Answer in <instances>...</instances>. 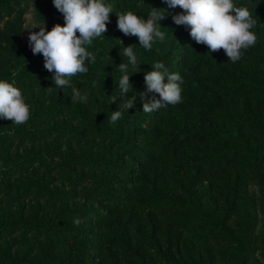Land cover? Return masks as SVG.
I'll use <instances>...</instances> for the list:
<instances>
[{"label":"trees","instance_id":"trees-1","mask_svg":"<svg viewBox=\"0 0 264 264\" xmlns=\"http://www.w3.org/2000/svg\"><path fill=\"white\" fill-rule=\"evenodd\" d=\"M105 2L114 12L87 47L95 63L71 81L88 102L74 103L28 46L29 31L64 25L52 0H0V79L16 73L30 111L25 124L0 119V264H264V0H234L257 19L236 63L175 25L179 7ZM151 7L170 15L146 51L115 14L147 19ZM129 45L137 100L113 125ZM157 61L182 77V102L148 114L140 93Z\"/></svg>","mask_w":264,"mask_h":264},{"label":"clouds","instance_id":"clouds-1","mask_svg":"<svg viewBox=\"0 0 264 264\" xmlns=\"http://www.w3.org/2000/svg\"><path fill=\"white\" fill-rule=\"evenodd\" d=\"M167 9L179 7L182 11L171 18L175 25L189 30L190 37L197 43L205 45L210 52L223 50L232 63L239 61L244 52L255 46L257 36L252 31L257 25L253 11L246 6H237L234 0H162ZM55 9L62 14L64 25L55 24L46 31L45 26L39 31H29L28 46L33 55L43 57L44 69L52 73V82L57 89L71 87V100L74 103H87L88 94L81 93L71 83L72 77L89 71L86 62L95 63V54L87 47L97 38L104 37L110 14L114 7L105 0H52ZM165 8H153L143 19L132 11L115 14L116 27L124 36H134L144 50H151L157 42H163L166 34L162 31L160 21L170 13ZM37 28V27H33ZM121 43V41H120ZM122 44V43H121ZM135 45L123 47L127 63L121 62L117 67L121 76L118 81L120 95L128 97L121 104V110L111 112L110 123L115 125L122 118L123 111L134 108L137 97L128 96L133 91L129 67L138 68L139 64ZM152 70L144 74L145 91L142 97V111L153 113L167 105L182 102L183 79L178 73H169L163 62L152 64ZM13 80L0 79V119L10 120L15 125L27 123L30 118L29 105L25 103L21 90ZM148 93L159 94L145 99ZM117 97L113 96L111 103ZM80 220H75L79 224Z\"/></svg>","mask_w":264,"mask_h":264},{"label":"rangeland","instance_id":"rangeland-1","mask_svg":"<svg viewBox=\"0 0 264 264\" xmlns=\"http://www.w3.org/2000/svg\"><path fill=\"white\" fill-rule=\"evenodd\" d=\"M29 11L30 10H28L27 13L25 14L26 25L30 24V20H31V13Z\"/></svg>","mask_w":264,"mask_h":264}]
</instances>
